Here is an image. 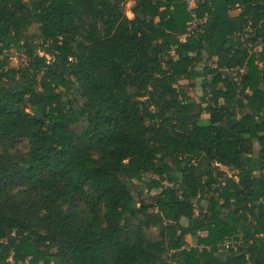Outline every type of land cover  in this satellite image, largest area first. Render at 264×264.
Here are the masks:
<instances>
[{
  "label": "trees",
  "instance_id": "1",
  "mask_svg": "<svg viewBox=\"0 0 264 264\" xmlns=\"http://www.w3.org/2000/svg\"><path fill=\"white\" fill-rule=\"evenodd\" d=\"M196 1L0 0V264H264V0Z\"/></svg>",
  "mask_w": 264,
  "mask_h": 264
},
{
  "label": "rangeland",
  "instance_id": "2",
  "mask_svg": "<svg viewBox=\"0 0 264 264\" xmlns=\"http://www.w3.org/2000/svg\"><path fill=\"white\" fill-rule=\"evenodd\" d=\"M133 5V3L132 2H128L127 4H126V6H125V10H126V14H127V16L128 17H133V13L131 12V6ZM237 11H235L234 12V14L236 13ZM196 27V22L194 21V22H191V24H190V29L192 30L193 28H195ZM15 57H17V56H14L13 57V64H15V65H18V63H19V60H17ZM201 70V69H200ZM199 76L200 77H198V79L196 80V81H194V82H196V86L194 87L193 85H192V82L193 81H189V80H186V79H184V80H182L181 81V86L188 92V94L193 98V99H195V100H197V101H199L200 100V97H201V95L203 94V91H202V87H201V85H200V83H201V79L202 78H204V74H203V72H201L200 71V74H199ZM209 115H207V114H204L203 115V117L204 118H206V117H208ZM27 149H28V142L27 141H21L20 143H19V145H18V150L19 151H21V152H26L27 151ZM258 150H259V148H258V146H256V148H255V152L257 153L258 152ZM179 153V151H176V152H172L171 154H169L167 157H166V161L169 163V164H171L172 166H175L174 165V158H175V156L177 155ZM220 168L222 169V170H224L225 172H227L229 175H234V174H236L237 173V171H233V170H231V169H229V168H227V167H225V166H220ZM256 173H257V171H256ZM152 176L150 175H148L147 177H146V179H150ZM131 190H132V192H133V194L135 195V197H136V199L139 201L141 198H143L144 200L141 202V204H144V205H147L148 203H149V199H148V193H147V189L145 188V184L143 183V184H139V183H137L136 181L134 182V184L131 186ZM158 192V190H154V191H152V193H157ZM151 193V194H152ZM187 242H188V244L190 245V246H192V245H195L196 244V242H195V240H193L192 239V237H190V236H188L187 237Z\"/></svg>",
  "mask_w": 264,
  "mask_h": 264
},
{
  "label": "built area",
  "instance_id": "3",
  "mask_svg": "<svg viewBox=\"0 0 264 264\" xmlns=\"http://www.w3.org/2000/svg\"><path fill=\"white\" fill-rule=\"evenodd\" d=\"M187 2H188V6H189V9H192V8H194V7H196V3H197V1L196 0H187ZM195 16V15H194ZM41 55H43V53L41 52L40 53ZM17 60H19V63H18V65L21 63V61H22V59H20V58H18V57H15ZM12 59H13V57H12ZM70 60H72L73 58L71 57V58H69ZM14 60V59H13ZM12 60V61H13ZM227 246H228V244H227Z\"/></svg>",
  "mask_w": 264,
  "mask_h": 264
},
{
  "label": "crops",
  "instance_id": "4",
  "mask_svg": "<svg viewBox=\"0 0 264 264\" xmlns=\"http://www.w3.org/2000/svg\"><path fill=\"white\" fill-rule=\"evenodd\" d=\"M235 11H233V14H234ZM236 14V13H235Z\"/></svg>",
  "mask_w": 264,
  "mask_h": 264
}]
</instances>
